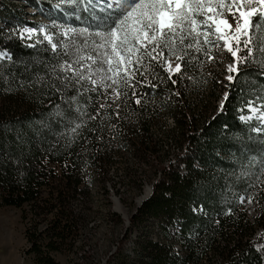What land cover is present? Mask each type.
<instances>
[{
    "label": "trees",
    "instance_id": "16d2710c",
    "mask_svg": "<svg viewBox=\"0 0 264 264\" xmlns=\"http://www.w3.org/2000/svg\"><path fill=\"white\" fill-rule=\"evenodd\" d=\"M231 44L234 50V39ZM219 46L202 45L206 51L211 48L207 55L188 50L195 59L178 61L182 71L173 74L175 84L168 79L165 64L153 61L156 87L138 86L135 97L125 88L128 95L118 100L119 111L109 107L107 125L102 115L89 119L99 109L97 93L77 96L87 113L81 116L70 99L76 91L62 86L57 90L62 82L53 68L60 74L59 52L26 45L13 35L0 37V51L9 54L0 58V103H13L11 115L0 117V202L18 208L28 204L34 220L39 218L23 233L26 253L36 264H59L50 253L76 235L81 217L73 203L83 192L86 169L101 168L113 143L105 130L125 137L133 133L130 139L142 142L150 118L163 110L169 112L173 123L169 137L179 144V153L173 162L160 166L151 196L129 222L133 230L149 217L165 219L176 223L178 233L162 228L163 241L136 240L138 253L132 259L123 246L130 238L126 233L107 264H264V131L256 130L264 125L239 118L247 113L243 107L248 101L264 104V67L259 63L264 61V51H259L264 37L254 39L252 60L239 65L241 75L232 85L222 78L221 65L231 56ZM237 55L247 56V49ZM212 65L217 67L211 73ZM148 75L151 79L152 73ZM223 91L228 99L216 112L213 104ZM8 94L15 97L4 100ZM79 116L82 127L71 133V119ZM51 164L58 166L56 172ZM182 164L188 169L186 178L177 171ZM241 196L254 206L251 217ZM175 244L183 248L181 253Z\"/></svg>",
    "mask_w": 264,
    "mask_h": 264
},
{
    "label": "rangeland",
    "instance_id": "374dc122",
    "mask_svg": "<svg viewBox=\"0 0 264 264\" xmlns=\"http://www.w3.org/2000/svg\"><path fill=\"white\" fill-rule=\"evenodd\" d=\"M230 2L231 0H225V3ZM115 18V9H108L106 5L101 6L99 0L97 3H86L84 0H0V37L13 35L26 45L33 43L45 45L52 52V44L55 43L57 52L60 54L58 57L62 59L60 64H62L65 60H72L74 58L72 53L75 52L74 48H70L69 54L66 55L63 45L69 44L72 40L82 45L85 40V36L69 32L68 29H88L89 33H93L104 30ZM223 18L232 24L233 29L235 28V22L226 8ZM224 27L222 25V29ZM25 29L30 30L31 35L26 33ZM91 39L99 40L94 36ZM219 47V50H224L231 56V59L223 60L221 63L224 69L222 78L228 81L226 79L230 74L228 66L234 63V57L226 50L224 40H221ZM89 52L91 49H83L81 54L87 55ZM7 57H9L8 52L0 51V58L7 59ZM168 60L173 67L179 63L175 57H169ZM83 63L87 64L90 61L85 60ZM165 67H167L166 64ZM216 67L217 65H212L209 68L211 73L216 70ZM85 84L90 87L87 82ZM16 88L22 90L21 87ZM8 97L12 98L15 95L8 94L4 100ZM224 97L225 91L214 102L216 112L221 108ZM118 100L111 89H108L107 93L98 95L99 106L107 105L105 109L100 110L104 123L107 125H111L107 118L109 107L119 111ZM248 103L249 101L243 107L247 113L241 114L240 120L244 123L252 120L261 123L256 118L248 121L241 119L242 116L252 115L247 107ZM253 105L259 107L262 103H253ZM0 106L3 107L0 117L6 116L10 114L8 110L13 107V103L5 101L3 104L0 103ZM81 119L80 116L75 120L71 119L74 122L73 127L76 123H80ZM203 119H199V126ZM150 122L152 123L150 130L142 142L131 140L133 133L129 134L127 139L123 133H114L109 128L105 130L112 135L110 140L112 139L113 143L103 155L101 168L89 166L86 169L83 192L77 197L75 204L73 203L81 217L78 231L75 236L66 241L61 250L50 253L52 260L59 264H107L109 257L118 250L119 243L126 233H129L130 238L123 246L126 255L132 259L138 253L134 243L136 240L163 241L162 228H166L170 234L178 233L175 222L152 217L145 220L142 225H138L136 230H130L132 228L129 217L141 206L142 201L151 196L152 185L160 175V166L173 162L179 153V144L169 137V129L173 125L169 112L161 111L157 116L150 118ZM138 132L139 130L135 131V133ZM49 167L54 172L58 170L55 164ZM194 167H198L196 162ZM177 171L183 178L189 174L184 164L177 168ZM147 188L151 190L150 195L138 203ZM243 202L248 207V216L251 217L254 206L248 200ZM28 206V204L20 208L4 206L0 202V264H36L33 261V255L26 253L28 244L23 233L28 224H34L39 218L34 220ZM174 247L178 253L183 251L179 244H175Z\"/></svg>",
    "mask_w": 264,
    "mask_h": 264
},
{
    "label": "snow or ice",
    "instance_id": "6c2138e0",
    "mask_svg": "<svg viewBox=\"0 0 264 264\" xmlns=\"http://www.w3.org/2000/svg\"><path fill=\"white\" fill-rule=\"evenodd\" d=\"M89 2L97 3V0ZM99 3L108 9L114 8L116 18L104 30L93 33H89L88 29H68L85 36V40L82 45L76 40L63 45L66 55L70 48L75 49L72 53L74 58L59 65L60 74L53 68L56 79L62 82L56 85L57 90L62 86L64 90L72 87L76 91L77 95L70 98L73 103H77V96L86 93L99 95L107 93L108 89L117 100L128 95L125 88L131 89L135 97L138 86L156 87L152 83L158 75L153 61L156 65L166 64L165 71L168 72V79L172 80L173 74L182 71V64L176 63L173 67L168 57L182 62L186 58L195 59L190 57L188 50L194 49L207 55L211 48L206 51L202 45L218 47L220 40H224L226 50L234 57V63L228 66L230 74L226 77L232 85L241 75L239 65L252 60L253 47L250 45L257 36L264 37V0H231L230 3H225V0H99ZM225 8L235 22L234 29L223 18ZM222 25L225 26L223 29ZM25 32L31 35L30 30L25 29ZM93 36L99 40L91 39ZM241 37L244 39L241 40ZM241 44L243 49H247V56L237 55L243 50ZM83 49H91V52L83 55ZM52 50L57 52L55 43ZM259 51H264V47ZM85 60L90 63H83ZM259 63L264 67V61ZM148 73H152L151 79ZM85 82L90 87L85 86ZM172 83L176 81L172 80ZM227 99L228 93H225L224 101ZM135 102L139 104L141 100L137 98ZM106 107V104H101L89 119L96 120L101 115L100 110ZM220 107L223 110L225 103L222 102ZM247 107L252 115L242 116L241 119L248 121L256 118L264 125V104L257 107L249 101ZM76 110L82 116L87 115L78 103ZM81 127L82 123H76L72 133H77ZM256 130L264 131V127ZM240 200L243 202L244 197L241 196Z\"/></svg>",
    "mask_w": 264,
    "mask_h": 264
},
{
    "label": "bare ground",
    "instance_id": "6f19581e",
    "mask_svg": "<svg viewBox=\"0 0 264 264\" xmlns=\"http://www.w3.org/2000/svg\"><path fill=\"white\" fill-rule=\"evenodd\" d=\"M150 192H151L150 188H147V189L145 190L144 194L142 195V197H140V199L138 200V203H139L140 201H142L143 199L147 198V197L150 195Z\"/></svg>",
    "mask_w": 264,
    "mask_h": 264
}]
</instances>
